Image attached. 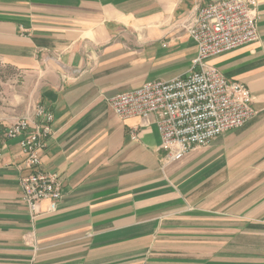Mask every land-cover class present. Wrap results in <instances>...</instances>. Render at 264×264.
I'll return each mask as SVG.
<instances>
[{"label": "crops", "instance_id": "1", "mask_svg": "<svg viewBox=\"0 0 264 264\" xmlns=\"http://www.w3.org/2000/svg\"><path fill=\"white\" fill-rule=\"evenodd\" d=\"M213 1L0 0V58L53 115L42 169L63 189L33 217L21 137L0 133V264H264V0L259 39L209 59L250 89L244 126L168 162L154 118L109 104L187 76L185 22Z\"/></svg>", "mask_w": 264, "mask_h": 264}, {"label": "built area", "instance_id": "2", "mask_svg": "<svg viewBox=\"0 0 264 264\" xmlns=\"http://www.w3.org/2000/svg\"><path fill=\"white\" fill-rule=\"evenodd\" d=\"M258 19V0H217L198 7L184 25L198 47L191 72L171 80L148 81L138 89L112 96L109 104L114 113L146 122L154 118L168 162L244 126L256 114L250 89L229 80L209 59L257 41ZM37 118L42 121L36 122ZM52 119L39 105L33 115L6 129L7 137H21L20 147L31 170L21 178V187L33 217L43 200L55 203L63 196L59 174L42 169L41 151L52 134ZM132 136L137 138L135 133Z\"/></svg>", "mask_w": 264, "mask_h": 264}, {"label": "rangeland", "instance_id": "3", "mask_svg": "<svg viewBox=\"0 0 264 264\" xmlns=\"http://www.w3.org/2000/svg\"><path fill=\"white\" fill-rule=\"evenodd\" d=\"M37 85L23 69L0 58V133L22 117L33 115L38 102Z\"/></svg>", "mask_w": 264, "mask_h": 264}, {"label": "trees", "instance_id": "4", "mask_svg": "<svg viewBox=\"0 0 264 264\" xmlns=\"http://www.w3.org/2000/svg\"><path fill=\"white\" fill-rule=\"evenodd\" d=\"M4 133V132H3ZM5 134H6V130H5Z\"/></svg>", "mask_w": 264, "mask_h": 264}]
</instances>
